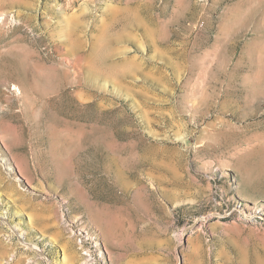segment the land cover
Returning <instances> with one entry per match:
<instances>
[{"label": "rangeland", "instance_id": "rangeland-1", "mask_svg": "<svg viewBox=\"0 0 264 264\" xmlns=\"http://www.w3.org/2000/svg\"><path fill=\"white\" fill-rule=\"evenodd\" d=\"M97 237L264 264V0H0V264Z\"/></svg>", "mask_w": 264, "mask_h": 264}, {"label": "bare ground", "instance_id": "bare-ground-1", "mask_svg": "<svg viewBox=\"0 0 264 264\" xmlns=\"http://www.w3.org/2000/svg\"><path fill=\"white\" fill-rule=\"evenodd\" d=\"M75 233H82V230L81 228H75ZM78 237V235H77ZM94 237V236H93ZM88 237H84L82 236V239H84L85 241L87 240ZM95 241H94V244H93V249H95V253H97L99 256H101V259L105 262L106 260H108L110 263L112 262L111 261V255H110V251L108 250V247L106 246L105 242L103 240H100L99 237L97 238H94ZM97 241H100L101 245L103 246V253L102 251L100 250V246H98V243ZM85 264H90L88 260H86ZM112 264V263H111Z\"/></svg>", "mask_w": 264, "mask_h": 264}, {"label": "built area", "instance_id": "built-area-1", "mask_svg": "<svg viewBox=\"0 0 264 264\" xmlns=\"http://www.w3.org/2000/svg\"><path fill=\"white\" fill-rule=\"evenodd\" d=\"M80 240H82V239H80ZM87 241H88V240H87ZM87 241L84 242V243L87 244ZM81 243H83V241H82ZM91 244H92V243H91ZM91 244H88L86 250H85V248L83 247V244L80 245V246H81V249H82V251H83V254L86 256V260H88L90 264H94V262H95L96 260H98V261L100 262V264H106V262H105V263H102V261H101L99 255H98L97 253H95V249H93V246H92ZM99 246H100V244H99ZM100 248H101L102 251H103V246H101Z\"/></svg>", "mask_w": 264, "mask_h": 264}]
</instances>
